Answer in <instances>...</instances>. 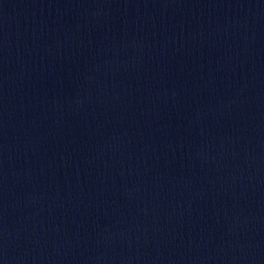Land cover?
<instances>
[{"label": "water", "instance_id": "obj_1", "mask_svg": "<svg viewBox=\"0 0 264 264\" xmlns=\"http://www.w3.org/2000/svg\"><path fill=\"white\" fill-rule=\"evenodd\" d=\"M0 264H264V0H0Z\"/></svg>", "mask_w": 264, "mask_h": 264}]
</instances>
